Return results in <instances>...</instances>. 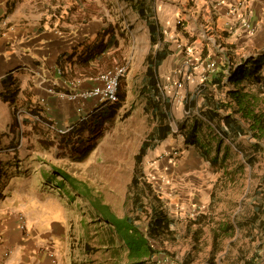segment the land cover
I'll return each mask as SVG.
<instances>
[{
	"label": "rangeland",
	"instance_id": "rangeland-1",
	"mask_svg": "<svg viewBox=\"0 0 264 264\" xmlns=\"http://www.w3.org/2000/svg\"><path fill=\"white\" fill-rule=\"evenodd\" d=\"M155 2L158 21L175 53L159 71L163 92L170 102L169 124L173 127L192 124L195 116H199L197 110L201 104L200 98L196 107L193 105L204 84L202 63L210 59L219 63L229 49L213 34V25H208L207 29L201 18L192 19L191 24L184 19V14H189L184 10L190 9L192 4L182 6L179 0ZM113 3V0L107 3L96 0L89 11L93 16L108 17L110 30L117 34L120 49L115 68L125 70L126 99L85 161L73 160L70 150L57 149L56 135L60 133L48 127L49 124L57 130H65L72 125H64L48 115L36 114L38 118L33 119L20 111L19 124L12 128L11 113L0 103V201L17 192H35L52 196L53 201L66 210L53 218L45 215L40 218L48 226L57 221L68 228L67 249L65 244L63 248L44 247L47 254L54 255L55 264L63 259L64 264H126V255L125 251L119 254V248L111 243L108 226L101 223V219H94L96 214L84 199L68 193L52 168L86 184L118 217H124L132 213L134 198L141 192L133 183L137 154L143 143L151 140L157 127L139 92L147 70L146 59L155 54L158 46L151 50L148 28L132 9L119 0L114 3L115 7ZM175 6L183 9V21L173 28L167 25V19L174 17V13L169 12ZM35 11L39 17L46 10ZM50 11L54 14L57 9ZM30 12L32 14L33 10ZM190 48L192 55L187 53ZM248 52L254 55L256 49L245 50L240 56H251ZM262 103L263 99H258V104ZM211 132L207 127L202 136L210 157L214 158L217 140ZM186 137L184 133L171 134L165 141L152 143L156 146L148 151L140 165L142 175L138 180L156 189L171 217L177 221V239L167 241L163 252L178 264H248L256 255L262 257L258 264H264V246H260L259 239L262 217L257 212L264 214V160L254 154L255 164L250 166L240 151L241 146L252 149L247 139L235 143L225 140L219 156L222 158L229 149L230 157L222 167H212L186 142ZM49 142H53L52 148ZM24 203V199L17 200L18 205ZM228 228L236 230L231 233ZM154 244L158 248V244Z\"/></svg>",
	"mask_w": 264,
	"mask_h": 264
},
{
	"label": "crops",
	"instance_id": "crops-1",
	"mask_svg": "<svg viewBox=\"0 0 264 264\" xmlns=\"http://www.w3.org/2000/svg\"><path fill=\"white\" fill-rule=\"evenodd\" d=\"M113 1L116 4L118 2ZM95 2L0 0V103L7 107L12 120L14 104L19 112L23 111L25 116L33 119L38 118L36 114L48 115L58 118L64 125H73L78 121L77 105L50 96L48 89L54 87L58 91L66 90L67 81L79 75L95 77L118 65L119 45L90 58L92 49L102 41L104 32L108 28L110 30L111 24L108 17H100L99 14L93 16L89 11ZM104 2L107 3V0ZM179 4L189 7L192 4L190 9L184 10L189 13L184 14V19H188L190 24L192 19L198 21L201 18L205 28L208 29V25L214 26L213 34L226 43L234 64L255 57L264 50V0H179ZM104 6L110 7V4ZM38 8L46 10L39 17L35 11ZM52 9L57 11L53 14L50 11ZM30 10H33L32 14ZM47 11L49 14H46ZM182 11L175 6L169 12L174 13L172 19H167L169 27L174 28L182 23ZM63 14L67 15L66 18ZM238 14L253 24V35L244 31L241 37H237L227 32L229 25L237 20ZM255 49L254 55L252 51L248 52L251 56H240L245 50ZM190 53L192 55V51ZM174 56L173 52L165 63ZM58 69L63 71V75L58 74ZM96 85L95 81H90L83 88ZM12 94L15 96L13 101L3 100ZM93 105V102L87 103L86 111L92 109ZM28 111L35 113L33 115ZM10 198L0 201V264H53L44 247L49 245L51 249L63 248L61 246L65 244L67 249L68 228L57 221L48 226L40 218L43 215L53 218L64 214L66 210L59 207L52 196L37 195L35 192H17L10 194ZM18 199H24L26 204L18 205ZM22 224L27 227L24 231L20 228ZM8 250L11 255L6 258ZM63 260H60V264H64Z\"/></svg>",
	"mask_w": 264,
	"mask_h": 264
},
{
	"label": "trees",
	"instance_id": "trees-1",
	"mask_svg": "<svg viewBox=\"0 0 264 264\" xmlns=\"http://www.w3.org/2000/svg\"><path fill=\"white\" fill-rule=\"evenodd\" d=\"M119 1L132 9L146 24L151 50L158 46L155 54L146 59L147 70L139 92V96L146 100L149 114L157 124L151 134V140L143 143L136 157L133 183L141 192L134 198L132 213L118 217L112 208L86 184L59 169L52 168V172L62 179L60 183L68 189L70 195H78L90 205L96 214L94 219H101V223L108 226L112 236L111 243L115 248H119L117 252L120 254L125 251L126 264H153L156 258L165 255L162 250L164 244L177 239L178 230L175 228L177 221L171 217L156 189L145 181H139L138 178L142 175L140 165L143 158L152 147L156 146L152 143L165 141L173 134L169 124L170 102L165 97L159 76L160 68L173 54V50L158 21L155 0ZM117 39V34L108 28L103 34L102 41L92 49L90 58L94 54L102 55L111 47L117 46ZM226 58L218 63L216 74L199 88L196 103L193 104L196 107L198 99L201 98L197 110L199 116H195L192 124L178 126L179 133L187 136L186 142L192 144L212 167H222L230 157L229 149L222 158L219 156L225 140L235 143L246 138L252 149L248 150L241 146L240 151L250 166H253L256 156L254 154H259L264 160V50L256 57L251 56L237 65L234 64L233 56L228 54ZM124 73L118 88V103L96 110L86 121L76 123L69 133L57 134V149L70 150L74 154L73 160L76 161H85L91 155L104 135L105 126L115 119L120 105L125 102ZM14 97L12 94L10 97H4L3 100L13 101ZM258 99H263L261 105L258 104ZM13 106L12 128L19 124L17 120L19 108L14 104ZM29 113L34 115L32 112ZM207 127L211 129L217 140V154L214 158L210 157V150L206 148L202 136ZM49 143V148H52L53 142ZM218 170L227 171L224 168ZM46 177L50 176L46 175ZM257 212L262 217L260 246H264V214L261 216L259 210ZM228 229L231 233L236 230V228ZM154 243L158 244V248ZM261 258L260 255H256L248 264H258Z\"/></svg>",
	"mask_w": 264,
	"mask_h": 264
},
{
	"label": "built area",
	"instance_id": "built-area-1",
	"mask_svg": "<svg viewBox=\"0 0 264 264\" xmlns=\"http://www.w3.org/2000/svg\"><path fill=\"white\" fill-rule=\"evenodd\" d=\"M236 13V11H234ZM229 25V24H228ZM228 32L232 33L233 35L237 37H241L243 35V32H247L250 35H253L255 32V28L253 24L250 22V20L245 19V17L240 16L239 14L237 16V20L234 22V24L229 25ZM192 49H188V55H190ZM256 57V56H255ZM226 56L224 58H221V61L226 60ZM218 60L210 59L205 63H202L203 71H204V84L212 78L217 72L218 69ZM59 75H63V71L61 69L57 70ZM125 70L122 68H114L105 72H101L97 74L95 77H86L84 75H79L75 77L74 79L67 81L66 90L58 91L54 87L48 89V94L50 96H54L60 100L70 102L72 104L77 105V114H78V121L77 123H81L86 121L90 118V116L99 109H102L106 106H112L114 104L118 103V88L120 84V79L123 75ZM93 82L95 81L97 83L96 86L92 88H83V85L86 82ZM203 85V84H202ZM45 105V101H42ZM89 102H93L94 105L92 109H90L88 112L86 111V104ZM47 125V124H46ZM75 125V124H74ZM70 126L69 128L62 130V129H56L54 125H49L51 129L54 131L60 133V134H67L70 132V130L73 128V126ZM173 134H179V128L178 126L171 125ZM23 231L27 229L25 224H22L20 227ZM6 257L10 255L11 251H6ZM49 257L52 259L53 264H55V258L52 252H49ZM153 264H178L169 256L162 255L159 256L154 260Z\"/></svg>",
	"mask_w": 264,
	"mask_h": 264
}]
</instances>
